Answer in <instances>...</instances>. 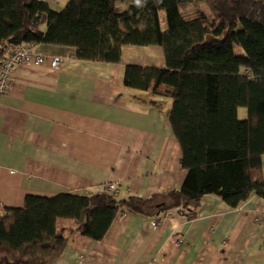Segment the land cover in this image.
Here are the masks:
<instances>
[{"label": "trees", "instance_id": "1", "mask_svg": "<svg viewBox=\"0 0 264 264\" xmlns=\"http://www.w3.org/2000/svg\"><path fill=\"white\" fill-rule=\"evenodd\" d=\"M29 44L106 64H119L125 46L161 47L165 67L129 65L125 83L172 100L187 177L150 199L103 192L0 203V264H54L69 243L60 219L74 222L70 234L101 241L123 210L153 221L179 210L191 221L206 195L230 208L252 194L264 199V0H69L61 12L44 0H0V69Z\"/></svg>", "mask_w": 264, "mask_h": 264}, {"label": "crops", "instance_id": "2", "mask_svg": "<svg viewBox=\"0 0 264 264\" xmlns=\"http://www.w3.org/2000/svg\"><path fill=\"white\" fill-rule=\"evenodd\" d=\"M39 50L66 58L59 70L20 65L0 95L2 206L21 208L28 195L105 193L109 184L122 199L182 187L187 171L169 122L171 99L125 83L129 65L164 68L161 47L125 46L119 64ZM74 228L58 221L69 243L54 264H264V199L256 194L238 208L206 195L191 221L179 210L161 221L123 210L101 241L70 234Z\"/></svg>", "mask_w": 264, "mask_h": 264}, {"label": "built area", "instance_id": "3", "mask_svg": "<svg viewBox=\"0 0 264 264\" xmlns=\"http://www.w3.org/2000/svg\"><path fill=\"white\" fill-rule=\"evenodd\" d=\"M63 61L64 58L61 56H49L38 51L37 46L34 44L14 47L10 54L2 61L0 69V95H4L8 91L12 78L20 65H49L53 70H59L63 65ZM105 190L107 193L114 195L118 192V187L116 184H109ZM158 225L157 222H154L152 228L157 229Z\"/></svg>", "mask_w": 264, "mask_h": 264}, {"label": "rangeland", "instance_id": "4", "mask_svg": "<svg viewBox=\"0 0 264 264\" xmlns=\"http://www.w3.org/2000/svg\"><path fill=\"white\" fill-rule=\"evenodd\" d=\"M44 1H46L53 10L57 12H61L65 8L69 0H44ZM163 18H165V14H162V19H161L162 27L165 29L167 27V24L165 20H163ZM237 49L240 51L238 47ZM238 115L240 119H245L247 117V110L245 108H240Z\"/></svg>", "mask_w": 264, "mask_h": 264}, {"label": "bare ground", "instance_id": "5", "mask_svg": "<svg viewBox=\"0 0 264 264\" xmlns=\"http://www.w3.org/2000/svg\"><path fill=\"white\" fill-rule=\"evenodd\" d=\"M29 45H32V44H29ZM34 45H36V44H34ZM36 46H37L38 51H40V50H39L40 46H38V45H36ZM40 52H41V51H40ZM51 53H53V52H51ZM44 54L49 55V56H61V57L64 58V60H65V58H66V56L59 55V54H48V53H44Z\"/></svg>", "mask_w": 264, "mask_h": 264}]
</instances>
